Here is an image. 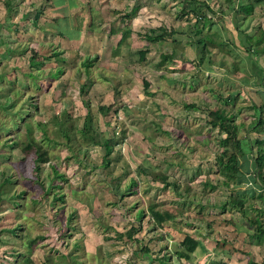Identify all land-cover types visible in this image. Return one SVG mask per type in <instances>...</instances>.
<instances>
[{
    "label": "rangeland",
    "instance_id": "rangeland-1",
    "mask_svg": "<svg viewBox=\"0 0 264 264\" xmlns=\"http://www.w3.org/2000/svg\"><path fill=\"white\" fill-rule=\"evenodd\" d=\"M90 2L83 4L82 12H86ZM112 3L129 12L133 0ZM157 4L153 6L149 0H143L142 5L147 11L153 8L152 15L138 18L135 24L120 15L123 20L120 29H131L135 33L122 45H115L117 37L111 33L110 49L107 38H102V32H98L97 47L94 46L101 50L98 57L87 54L86 48L62 54L64 64L51 57L42 68L35 69L29 65L30 56L35 54V60H42L57 51L53 47L56 45L48 40L33 42L34 34L38 35L34 32L38 22L34 13L36 8L27 12L31 8L21 0H0V202H4L2 206L6 203L13 207L14 223L24 227L30 223L33 231L30 235L49 233L51 243L65 245L70 229L68 222L79 217V207L75 208L72 201L84 200L88 206L97 204V210H93L96 212L90 213H98L96 217L104 232L114 235L115 231L124 232L132 226L137 229L131 238H111L102 252L107 253L110 249L116 257L129 254L127 259L136 256L140 263L146 260L161 264L159 259L163 252L159 248L165 247L170 256L168 264H181L174 253L177 237L171 241L166 238L170 231L163 233L152 227L148 205L166 199L167 204L159 208H167L176 215L168 222L173 233L179 231L183 235L189 231L196 235L202 233L199 227H205L204 233L209 231L201 220L204 215L202 198L207 197L211 207L213 202H227L232 196L234 188L222 184L223 177L217 170L216 157L221 150L219 140L224 134L205 122L208 110L223 107L227 112L233 111L231 115L238 123L247 121L245 99L238 97L236 105L229 107L225 95L230 89V81L219 80L214 72V57H227L223 62L229 64V56L221 47L201 57V47L195 44L199 36L193 31L195 16L193 13L184 15L181 11L183 7H189L185 1L158 0ZM211 5L216 12L226 7L216 6L214 1ZM229 22L230 18L222 20L223 27ZM202 24L201 21L199 26ZM205 24L204 32H209L216 43L234 37L223 30L224 37L221 38L219 27L216 29L220 26L219 19L214 20L211 29H207L209 23ZM158 27L172 31L171 37L147 42L145 33L159 34ZM258 38H262L261 33ZM145 48L148 49L146 58L140 60L139 50ZM112 51L115 56L124 53L121 57L125 61L119 59L110 63L106 55H111ZM171 52H174L173 58L164 66H155L160 53ZM87 56L95 59L94 62L91 60L90 66L83 64ZM204 60L209 62L207 75L200 71L206 65ZM57 67L63 73L55 77ZM143 78L150 82L146 89L149 94L144 93ZM105 92L110 96L103 95ZM105 100L114 103L109 112L101 113L98 107ZM88 110L101 134L104 137L113 135L109 167L102 164L104 148L88 145L78 132ZM110 112H117L111 127L107 124V115H103ZM63 114L68 116L63 126H72L67 132L71 140L63 135L66 129L59 122ZM42 125L47 136L58 141L56 145L43 137ZM29 138L39 141L47 149L48 161L42 164V171L35 172L32 154L25 156L20 151L22 143ZM16 141L19 145L12 143ZM158 172L169 176L170 185L164 186L155 178ZM201 176L202 182H197ZM132 179L137 182L133 188L127 186ZM206 181L209 185L203 183ZM131 188L137 194L121 198L130 193ZM249 201L261 202L255 197ZM215 208L219 209L218 206ZM245 209L248 214L254 212L250 207ZM140 210L144 215L138 220L136 215ZM5 214L6 209L0 213V220ZM14 233L17 234L16 231L10 234ZM11 235L0 237L11 239ZM81 236L83 234L79 233L78 238ZM146 249L151 255L149 258L143 254H148ZM61 250L66 253V245ZM132 252L137 255L133 256ZM80 254L85 263L91 257L84 252Z\"/></svg>",
    "mask_w": 264,
    "mask_h": 264
},
{
    "label": "crops",
    "instance_id": "crops-1",
    "mask_svg": "<svg viewBox=\"0 0 264 264\" xmlns=\"http://www.w3.org/2000/svg\"><path fill=\"white\" fill-rule=\"evenodd\" d=\"M21 1L22 4L27 5V8H36L34 13L38 17V22L36 21L37 27L34 32L38 35L36 37L34 34L33 40L35 41L33 42L43 40L52 41V43L56 45L53 47L57 50H63V54L65 52L73 53L77 50H85L87 48L89 50L87 54L91 53L95 55V57H98L101 53V50L96 48L97 46L95 45L97 43L98 32H102V38H107L106 44L109 45L107 47L111 49V33H115L117 37L116 45L120 39L122 29H124H120L121 21H123L120 15L130 13L134 10V15L128 20L135 24L138 18L141 20L142 17L151 16L152 14L150 12L152 11L151 9H153L150 8V11H147V8L142 5L143 0H133L131 8L128 10L129 12H125V8H119L116 4L114 5L112 3L120 0ZM89 1L92 3L90 2V4L86 6V12H82L85 8L83 4ZM149 1L153 6L158 5V0ZM205 1L209 3L210 6H212L211 3L213 1L216 6H226L221 12H215L212 19L213 22L219 19L220 26H216V29L219 27L221 38L224 37L223 30L227 33L234 34V37H231L230 40L217 41L218 45L227 52L229 64L223 62L227 57L223 58V56H221L214 57L213 66L215 75L219 80L225 82V80L228 79L230 81V85L228 86L230 89L226 90L227 94L225 95L230 102L228 104L229 107L236 105L235 102H237L238 97L245 99V105H247V121L245 124L241 122L238 123V121L235 120V122L239 124L240 133L238 132V138L242 147V153L238 154L239 172H241L242 182L238 186L230 185L231 188H234L232 189L233 193L239 192L244 194L246 200L245 206L240 210V208L231 206L229 200L223 203L213 202V206L210 207L209 200H207L208 198L204 196L202 198L204 215H201L203 217H201V220L209 229L208 233H204L203 228L205 229V227H199L198 230H202V233L196 235L189 231L183 235L179 231L173 233L172 227L170 228L168 226V221L165 230L168 229L166 232H170L166 234V236H168L166 238L173 241V237H177V241L179 242L186 234H190L201 241V245H199L192 254L190 264H248L249 260L264 264V237H259L254 230L258 215L264 210V180L257 176L255 162V157L264 153V0L262 3L255 6L250 15L244 14L241 10V7L250 0H231L228 4L227 0ZM143 11L146 12H144V15ZM100 16L101 20L96 21V18ZM226 18H230V22L226 23L223 27L222 20L225 21ZM122 25L123 23L121 26ZM260 33L262 35L261 39L258 38ZM131 34L135 35L134 32ZM88 44H91L90 48H88ZM100 49H102V46H100ZM228 49H230V51H228ZM224 51L222 52L225 53ZM121 54L124 55V53L121 52L117 53L115 56L112 51L111 55H114V57L106 55V59L112 64L118 62L119 59H122L124 62V57H121ZM93 59L94 57L88 58L87 56L83 64L87 63V60L93 63ZM204 63L206 65L202 66L203 69L200 71L204 72V75H207L210 72L208 69L209 62L204 60ZM103 95L107 97L110 96V94L106 92L103 93ZM232 97H234V99H232ZM223 109L225 108L223 107L221 110H217L223 111V114L226 116L233 113V111L227 112ZM207 118L205 119L206 124H208L207 120H209ZM213 129L216 130L217 128ZM221 133L225 135V133ZM43 165H45V163H43ZM203 191L201 188V194ZM259 194H261V197ZM254 197L261 201L260 204H258V202L249 201ZM72 202L75 208L79 207V217L73 222H68L69 224L67 227H70L69 234L67 235L68 241L64 242L60 237L62 242L66 245V253L61 250V247L64 248L65 245L61 246L59 243L55 242L54 245L50 242L51 235H49V233H45L44 235H30L29 232L33 233L30 223L29 226L26 224L25 227L21 224L14 223V216H12V213H14L13 207L10 208L6 203L2 206L4 202H0V213H2V210L6 209V214L4 216L2 215L3 218H5L4 221L1 222L3 218L0 220V236H9L11 232H17L16 235L15 233L11 235V239H9L10 237L6 238L8 242H4V240H7L0 237V264H11L12 260H15V264H18L25 258L32 260L33 264H47L45 263L47 256H52L53 260L57 261V257L60 254L67 255L63 264H152L150 261L146 260L141 263L137 261L135 256L137 252H132L135 257L134 259L130 257V260L127 259L129 254L124 256L118 255L116 257L115 254H111L110 249H108L107 253L102 252L103 249L106 250L105 246H108V243L112 240L109 238L112 235L104 232L103 226L96 217L98 213H90L96 212L93 210L94 208L97 210V204L92 207L91 205L88 206L84 200ZM215 206H218L219 209L215 208ZM248 207L254 209V212L248 214L245 209ZM238 209L243 213L241 214L239 211H235ZM216 210L218 211L216 212ZM205 219L208 221L205 222ZM27 230L28 232H26ZM79 233L83 234L80 238H78ZM176 234L179 235V237L176 236ZM13 236L16 237L15 240H13ZM105 236L107 238H105ZM34 238L35 242L30 251L28 249L30 248L28 243ZM81 252L91 256V260L89 259L86 263L82 261L83 254H80ZM143 254L148 258L151 256L150 253ZM181 262L187 264V260L185 259H181Z\"/></svg>",
    "mask_w": 264,
    "mask_h": 264
},
{
    "label": "trees",
    "instance_id": "trees-1",
    "mask_svg": "<svg viewBox=\"0 0 264 264\" xmlns=\"http://www.w3.org/2000/svg\"><path fill=\"white\" fill-rule=\"evenodd\" d=\"M182 2L185 1V3L187 4V6L189 7H183L182 8V14L187 15L188 13H193V15L195 16V27H193V31L194 34L196 36H199V38L196 39L195 44L199 45L201 48L199 49L201 52V57L204 56V54H209L212 49H217V48H221L220 45H218V43H216V41L208 34L209 32H204V27L206 26L205 23H209L207 25V29H211L212 25H213V15L215 14L216 10L209 5V3H207L205 0H180ZM231 0H227V4L230 3ZM263 0H250L247 4L243 5L241 7V10L243 11V13L250 15L255 6L262 3ZM10 7V5H9ZM32 9L27 10V12L31 11ZM135 11L132 10V12L130 13H125L124 17H128L129 19L134 15ZM202 21V25L199 26V23H201ZM206 29V30H207ZM154 31V30H152ZM157 31L159 32V34H155V33H151V32H147L145 33L144 37L145 40L147 42H151L153 43L154 41H158V40H162L168 37H171L172 35V31L167 32L164 28L162 27H158ZM132 30L131 29H125L124 31H122L120 39L117 43V45H122V43H124L127 38L131 35ZM56 49V48H54ZM148 52V49H141L139 50V59L140 60H144L146 58V53ZM63 54V50H57L54 53H51L50 55L43 57L42 60H35V54H32L30 56V66L31 68H35V69H39L42 68L46 61L49 60L51 57H55V60H57L58 62H62V64H64V59L61 57V55ZM174 52H171V54H167V53H160V59L159 61L155 64L156 67H160V66H164L165 62L170 59L173 58ZM91 62L89 60H87V63H85V66H90ZM58 68V67H57ZM57 70V69H56ZM63 70H61L60 68H58V71L54 73V76L57 77L58 75L62 74ZM143 82V87H144V93L145 94H149L148 91L146 90L148 88V86L150 85V82L146 79L143 78L142 80ZM232 99H234V97H232ZM114 103V102H112ZM112 103L110 102H103L102 104H100V106L98 107L99 112L104 113V112H109L110 108L113 106ZM191 107H194V104L190 105ZM189 106V107H190ZM257 109V108H256ZM115 111V110H114ZM117 113V112H116ZM115 112L113 113H105L103 114L104 116H106L107 118V124L108 126H113L115 121ZM206 116L208 117L207 119V123L210 126V128H217V130L221 133H225V135L223 137L220 138L219 140V145H220V152L218 154V156L216 157L217 159V167H218V173L221 177H223L222 179V184L225 187H229L231 184L232 185H240L241 184V172H239V161H238V154L242 153V147L240 145V140L238 138V132H239V124H237L233 118L232 115H224L223 111L220 110H208ZM63 118H59V122L62 125V127L66 130H63L64 132V136L66 137L67 140H71L70 135L67 133L68 130L72 129V126L69 125L67 127L63 126V122L65 121V117L67 118L68 116L66 114L62 115ZM114 121V122H113ZM42 134L43 137L45 139H47L48 141H52L53 144L56 145V142L58 143L57 140H51L48 136H47V132L46 129L44 128V126L42 125ZM79 134L81 135V137L85 140V142L88 143V145H95V146H100L102 148H104V154L103 157L101 158L102 160V164L105 167H109L110 164V160H109V156L112 153V149H113V145L114 143L111 142L113 139V135L110 137H104L101 132L94 126L93 122H92V114L91 111L88 110L87 113L84 116L83 122L81 124V127L78 129ZM262 142V141H261ZM14 145H19L17 143L19 142H12ZM260 144V143H259ZM54 146V145H53ZM20 151L26 156V155H30L32 154L34 157V170L35 172H38L39 170L42 169V164L48 161L47 158V149L45 147L42 146V143H40L39 141H36L33 138H29L27 141L23 142L21 147H20ZM255 162H256V174L257 176L261 177L264 180V153L255 157ZM199 176V175H198ZM197 176V177H198ZM204 179L205 176H203ZM155 178L157 180H159L161 183H163L164 186L170 185V182H168V178L169 176L167 174H163V173H157L155 174ZM200 178V179H199ZM196 179L197 182H202V176ZM206 185V182H203ZM137 186V182L136 180H131V182L128 184V187H136ZM212 187V186H210ZM136 190L132 189L130 191V193L125 194L124 196H122L121 198L125 197L126 195H135L137 194V192H135ZM1 195L2 193L0 192V199H1ZM259 196L261 197V194H259ZM245 200L246 197L244 194H241L239 192L237 193H233L232 196H230L229 198V204L233 207H238L240 209H242L245 206ZM175 201V200H174ZM173 201V202H174ZM167 204V200L166 199H158L155 200V202H153L152 204H149L147 207V212L149 214V219H151L152 221V227H156V229H160V231H163V233L166 232L165 228H166V224L168 221H173L176 217V215L171 212L170 210H168L167 208H159V206L161 205H166ZM179 204H183V203H179ZM203 209V207H202ZM244 211V210H243ZM202 212V211H201ZM144 215V211L140 210L138 212V220H141V218ZM70 222V221H69ZM255 233H257V235L259 237H264V210L261 211L258 215V219L255 222ZM154 225V226H153ZM137 229L135 228V226H132L131 228H128L127 230H125L124 232H117L115 231L116 235H112L109 238H115V237H122V236H127L129 238L132 237V235L134 234V232ZM2 231V230H1ZM43 238V237H41ZM105 238H107L105 236ZM35 242V238L30 241L28 243L29 247L31 248L32 245ZM201 245V241L195 237L192 236L190 234H186L177 244V246H175V255L177 257V260L181 263V264H185L183 262H181V259H185L187 260V264H190V260L192 259V254L196 251V249L198 248V246ZM165 249V247H161V251L163 252V250ZM147 250V249H146ZM14 253V252H13ZM147 253L148 250H147ZM169 253L167 252V250H164L161 258L159 259L161 261V264H166L168 263L169 260ZM158 259V257H156ZM63 259H65L64 255H59L57 257V261H54L52 256H47L45 259V263L47 264H61V262L63 261ZM10 264V263H9ZM11 264H15V260L11 261ZM18 264H33L32 260L25 258L22 261H20ZM218 264V263H217ZM224 264V263H223ZM248 264H263V263H256L253 262L251 260H249Z\"/></svg>",
    "mask_w": 264,
    "mask_h": 264
}]
</instances>
